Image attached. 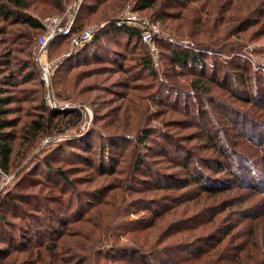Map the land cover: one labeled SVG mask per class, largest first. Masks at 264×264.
<instances>
[{"label":"rangeland","instance_id":"1","mask_svg":"<svg viewBox=\"0 0 264 264\" xmlns=\"http://www.w3.org/2000/svg\"><path fill=\"white\" fill-rule=\"evenodd\" d=\"M46 1L21 11L45 30L0 15L13 101L0 138L14 149L0 166V264H129L137 251L152 264H264V0H80L68 30L159 32L153 45L100 40L98 57L52 40L48 83L38 41L70 25L74 0ZM181 51L202 64L175 62ZM48 113L52 126L27 138Z\"/></svg>","mask_w":264,"mask_h":264},{"label":"trees","instance_id":"2","mask_svg":"<svg viewBox=\"0 0 264 264\" xmlns=\"http://www.w3.org/2000/svg\"><path fill=\"white\" fill-rule=\"evenodd\" d=\"M39 0H0V15L7 19H12L16 24H23L27 25L31 28L37 29V30H45L44 25L36 18L21 13L23 10H29L32 5L36 4ZM157 0H144L145 7L152 6L153 3H155ZM46 4L53 7L54 10H61L63 8V0H53V1H46ZM89 10H92V6L87 7ZM97 10V9H96ZM95 10V11H96ZM113 26V27H112ZM112 28L109 27L105 31H99L98 34L94 37V39L86 45L84 48L78 50L80 52H92L94 57H98V49L100 48V40L103 39H110L111 36H115L116 34L123 33L124 35L128 36L131 39H140V43L146 45L143 40L141 33L136 29L129 26H122L120 27L118 24H112ZM0 34H4L0 30ZM78 33L74 32L72 29L66 32L65 34L59 35L54 39L52 44L57 43V41H60L59 44H64L66 42L65 40H68V44L71 45V39L74 35ZM198 56L196 53H187V51H181L180 53L175 55V58L173 59L175 62L178 63H185L186 65L191 62L194 64H202V59ZM144 63L147 66V69H151V61L147 58H144ZM8 64V63H6ZM236 74H241L238 71L235 72ZM12 77L8 75L6 77V80L4 83L6 86H11L13 84ZM240 80L243 83V79L240 76ZM244 91L250 87V83L248 81H245L244 83ZM247 86V87H246ZM6 88L0 87V131L4 130L8 127L12 126V122L8 121L6 119V116L10 114V105L12 104L11 95L5 93ZM249 93V92H248ZM46 117H50L46 118ZM55 115L52 113H48L47 116L42 117L41 120L34 119L31 121V123L27 124L25 127H23V130L28 135L27 138H36L38 134L41 132H45V130H48L50 126L54 123V120H56ZM65 118V119H64ZM75 119L74 124H78L80 121H82L83 116L81 112H74L71 115H62L59 118L60 124L64 123V120H70ZM238 124V123H237ZM240 124V123H239ZM49 134H56L55 131H52ZM145 139H148L149 136H144ZM145 141V140H144ZM14 149L13 146L7 141V138L3 137L0 138V166L5 172H9L10 169V162L13 155ZM227 156V155H226ZM7 220L5 217L0 216V236L2 235V226L4 224H7ZM140 251L129 253L127 254L126 260L129 261V264L135 263V264H152L149 257H146L145 254L139 253Z\"/></svg>","mask_w":264,"mask_h":264},{"label":"built area","instance_id":"3","mask_svg":"<svg viewBox=\"0 0 264 264\" xmlns=\"http://www.w3.org/2000/svg\"><path fill=\"white\" fill-rule=\"evenodd\" d=\"M79 1L80 0H74L69 5L66 11L64 18L70 21V25L66 26V22H65L63 23V25H59L56 30L51 32L49 31L45 36L39 38L35 59L36 61L39 62L42 78L46 83L50 81V76L53 72V64L45 60V58H47L48 55V43L54 40L59 35L65 34L66 32L69 31L68 29L71 28L72 24L74 23V20L77 17V11L80 7ZM60 21L61 20L58 18L50 19V22L55 24H60ZM135 28L141 33L142 40L146 45L154 44L155 36L159 32L158 24L143 21L140 23V25H138ZM95 34H96L95 29H86L74 35L71 39V47H72L71 51H77L84 48L94 39V37L96 36Z\"/></svg>","mask_w":264,"mask_h":264}]
</instances>
